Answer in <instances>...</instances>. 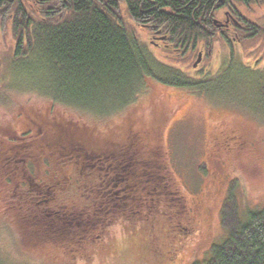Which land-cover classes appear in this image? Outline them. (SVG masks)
Instances as JSON below:
<instances>
[{
	"label": "rangeland",
	"instance_id": "obj_1",
	"mask_svg": "<svg viewBox=\"0 0 264 264\" xmlns=\"http://www.w3.org/2000/svg\"><path fill=\"white\" fill-rule=\"evenodd\" d=\"M252 18L262 20L264 27V9H257ZM12 48L11 41L0 37L1 51ZM219 51L214 50L211 64L218 74L204 78L208 82L204 88L214 93L148 82L136 103L113 119L90 109L54 103L45 92L56 95L65 83L55 73L39 87L43 91L37 89L36 79L47 76L30 69L32 61L26 62L28 68L24 64L26 69L6 74L0 80V264H160L146 255L147 249L139 243L146 238L129 234L125 220L101 237L92 227L84 193L99 198L98 171L95 177L85 170L81 173L75 163L58 160L54 144L40 150L62 127L76 130L68 141L79 144L92 158L107 153L104 149L122 150V146L103 149L100 135L120 141L126 133L141 132L147 140L151 138L153 145L149 142L147 150H153L157 159L158 176L165 186L169 177L174 180L189 216L191 235L182 241L186 247L183 258L177 259L179 264L203 260L221 243L228 233L225 216L237 213L244 218L248 210L264 208V101L256 99L260 85L257 77H250L238 63L234 69L229 67L230 52ZM232 52L244 65H253L254 60L248 64L237 44ZM50 121L58 124L57 129L47 124ZM25 147L36 161L8 164ZM41 154L46 157L44 165ZM73 157L81 159L74 151L67 159ZM11 169L19 178L14 175L9 183ZM41 170L50 174L42 176ZM50 175L51 185H56L57 177H65L66 184L49 200L41 197L40 183ZM165 200L164 211L173 215L175 203L168 206V198ZM61 211L72 215L74 221L68 219L72 224L57 231L54 215ZM93 214L96 217V212ZM165 221L164 227L170 224L169 219ZM127 238L130 243L126 244Z\"/></svg>",
	"mask_w": 264,
	"mask_h": 264
},
{
	"label": "trees",
	"instance_id": "obj_2",
	"mask_svg": "<svg viewBox=\"0 0 264 264\" xmlns=\"http://www.w3.org/2000/svg\"><path fill=\"white\" fill-rule=\"evenodd\" d=\"M257 9H264V0H0V37L13 43L10 51L0 50V80L6 74L28 68L26 62L32 61L30 69L47 76L36 79L37 89L43 91L39 87L48 80V75L55 73L65 83L56 95L45 92L54 103L90 109L113 119L136 103V97L147 90L148 82L178 89L197 87V91L214 93L204 88L208 83L204 78L218 74L215 71L219 70L215 66L211 68V64L214 50L219 49L231 53L227 54L231 69L238 63L250 77H257L260 96L256 99L261 102L264 101V27L260 24L262 20L252 18ZM225 13L232 20L235 43L228 38L226 29L219 27V22L226 19ZM151 31L161 32L170 48H154ZM236 44L249 60L248 64L254 60L252 66L233 56ZM210 50L212 57L208 54ZM202 51L206 57L199 76L203 79L196 83L188 72L178 68L177 57H183L188 67ZM205 69H208L206 74ZM47 124L57 129L58 124L51 121ZM61 130L48 144H41L40 150L44 152L54 144L58 160L75 163L81 173L85 170L95 177L98 171L99 198L95 200L91 193H84L88 201L86 214L98 235L105 236L112 226L125 220L129 223L128 232H132L129 234L135 232L146 238L139 242L147 249L146 255L158 259L160 264H179L177 259L183 258L186 247L182 241L191 235L189 216L174 180L169 177L165 186L158 176L157 159L153 150H147L151 138L147 140L141 132L126 133L120 141L100 135L99 144L103 140L105 143L103 149L122 146V150L104 149L107 153L92 158L79 144L68 141L76 134L75 129L62 127ZM73 151L81 159H67ZM23 155L25 158H21ZM40 157L44 165L45 154ZM23 159H30V165L36 161L30 148L25 147L7 163L11 165ZM28 170L34 172L33 168ZM47 174L50 172H40L42 176ZM14 175L19 178L11 169L9 183ZM50 179L51 175L40 183L41 197L49 200L66 184L65 177H57L56 185H51ZM166 198L168 206L175 203V211L170 212L173 215L164 211ZM68 219L74 221L72 215L63 211L56 213L55 230L72 224ZM166 219L170 224L164 227ZM225 226L227 236L205 259L193 264H264V208L248 210L244 218L231 213L225 216ZM127 239L126 244L130 243Z\"/></svg>",
	"mask_w": 264,
	"mask_h": 264
},
{
	"label": "flooded vegetation",
	"instance_id": "obj_3",
	"mask_svg": "<svg viewBox=\"0 0 264 264\" xmlns=\"http://www.w3.org/2000/svg\"><path fill=\"white\" fill-rule=\"evenodd\" d=\"M28 1H34V0H28ZM222 2V1H221ZM225 20L220 21L219 23V27L221 28H225L227 31V36L228 38L231 40L232 43L236 42V39L232 37L234 30H232V20L229 17L228 13H225ZM151 43L154 46V48H157L159 50L163 49V48H170L167 46V39L161 35V32H157V31H151ZM175 56H180L179 53H174ZM208 54L210 55V57H212V51L210 50L208 52ZM172 55V54H170ZM200 55H201V62L197 64L198 60L200 59ZM206 54L202 51L197 55V58L191 62L190 64H188L189 66L187 67V65L185 63V60L183 57H177V61H180V63H177L176 65L178 66V68H180L183 72L184 70L186 72H188L190 74V77H193L194 80L197 83V80H201L203 79L202 76H199L200 73H202L203 71V64H204V60H205ZM175 65V67H177ZM205 74L208 72V69L204 70Z\"/></svg>",
	"mask_w": 264,
	"mask_h": 264
},
{
	"label": "water",
	"instance_id": "obj_4",
	"mask_svg": "<svg viewBox=\"0 0 264 264\" xmlns=\"http://www.w3.org/2000/svg\"><path fill=\"white\" fill-rule=\"evenodd\" d=\"M201 62V55H200V59L198 60L197 64Z\"/></svg>",
	"mask_w": 264,
	"mask_h": 264
}]
</instances>
